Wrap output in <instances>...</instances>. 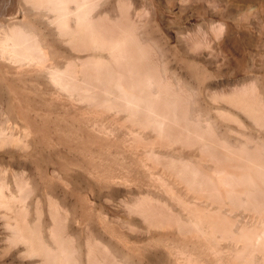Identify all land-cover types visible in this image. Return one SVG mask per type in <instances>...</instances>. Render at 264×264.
Returning <instances> with one entry per match:
<instances>
[{
	"label": "bare ground",
	"instance_id": "6f19581e",
	"mask_svg": "<svg viewBox=\"0 0 264 264\" xmlns=\"http://www.w3.org/2000/svg\"><path fill=\"white\" fill-rule=\"evenodd\" d=\"M109 1L115 16L103 11ZM135 5L0 0V82L10 100L0 158L46 150L57 159L43 194L1 159L0 263L135 264L157 252L167 264H264V88L192 86ZM212 21L215 44L226 29ZM76 178L88 193L70 207ZM95 191L116 211L96 208Z\"/></svg>",
	"mask_w": 264,
	"mask_h": 264
},
{
	"label": "rangeland",
	"instance_id": "374dc122",
	"mask_svg": "<svg viewBox=\"0 0 264 264\" xmlns=\"http://www.w3.org/2000/svg\"><path fill=\"white\" fill-rule=\"evenodd\" d=\"M132 1L134 2V4H136L135 6H136V8H138V10L146 9V10H144V11H146V13L144 12L145 13L144 16L149 21L148 32L150 31L149 34H150V36L155 38L156 43L161 42L158 45H160V47H162L161 49H162L163 53L166 51L164 53V56L166 57V59H168V63L170 65L169 67L171 68V70L173 72L175 70V72L178 73L177 74L178 76L180 75L181 77H183L187 81L194 79V80L189 82L190 84H192V86H194V87L196 85H197V87H203V86L205 87L206 86V87L210 88L211 90L213 89V91H215V90H220L222 88H226V87H230V86H231L230 88H232L236 85H239L238 83L241 84L245 81H252V80L255 81L256 80V82L262 88H264V0H215V4L213 3V0H209V1L208 0H201V3H200V0H199V2H198V0H132ZM111 2L110 1L107 2L105 4V6L103 7L104 10H103V8H102V10L108 11V12H110V14L112 16H115L118 14V10H117V7L115 6V3H111ZM184 3H185V5H184ZM200 4L202 6H199ZM182 6H185V9H183L184 7H182ZM213 6H214V8H213ZM143 7H145V8H143ZM179 9H181L182 11ZM206 9L208 10L207 12H206ZM148 10H150V12H148ZM192 10H194V11L192 12ZM151 11H152V13H151ZM195 11H196V13H195ZM197 12H198V14H197ZM204 12H206V13H204ZM215 12H216V14H215ZM230 13L233 15H231ZM203 14H204V16H203ZM199 15H202V16H199ZM202 17H203V19H202ZM228 17H230V19ZM210 20H213L212 21L213 23L216 22L215 24H219V25L224 24L223 25L224 30L226 29V31H227V32L226 31L224 32V34L222 35V38H220V40L218 42H216L215 44L213 42L214 39L212 40V34H211L212 23H209ZM205 23L207 24L206 26H205ZM207 34H210V35H207ZM210 39H211V41H210ZM164 40L167 43L166 46H164V44H165ZM189 40L194 41V42H198L201 44L202 48L199 50L198 53H192V52L188 51L189 49L187 47V44H188ZM182 42L183 43L185 42L186 44H181ZM210 42H212L214 44V45L212 44V47L217 46L216 48H218V49L214 48L216 51L214 54H210V50L208 48V46L211 44ZM183 45H184V47H187V48H183ZM218 45H220V46H218ZM225 48H228V51ZM184 49H186V50L184 51ZM222 50H224V51H222ZM225 50L227 52H225ZM226 53H228V54H226ZM195 56H196V58H195ZM223 57L226 58V60ZM199 58H201V59H199ZM228 61L232 62L231 64H232L233 68H231V65L229 64L230 62H228ZM236 63H238V64H236ZM235 65H237V66H235ZM239 66L240 67L243 66L242 68L245 71L244 72L242 71L243 73L241 72L240 74L233 75L232 77L229 76V77H231V78H229L227 74L232 73L234 70V67L237 68ZM201 69H202V73L200 72ZM203 69H204V71H203ZM230 69H232V70H230ZM229 70H230V72H228ZM197 71H198V74H196ZM208 74H210L211 76ZM221 74H223V75H221ZM206 75H208L210 78H208V76H206ZM222 76L224 77V79L221 78ZM225 77H227V78H225ZM202 82L204 85L203 84L199 85ZM4 87H5V85L1 84V82H0V109H1L0 113H3L8 109V105L10 102V100L7 99L9 92H8V90H6L7 88L6 87L4 88ZM7 92H8V94H7ZM30 102L32 105L35 104L34 100H32V99ZM32 102H34V103H32ZM209 103L210 102L208 101V104H207V100H206L204 104H205V106L207 105L206 108H208V106H209L208 109L210 110L211 109V103H210V105H209ZM2 107H3V109H2ZM209 116L210 117L213 116L212 112H211V114H209ZM232 126H235V125H232ZM38 153L39 154L35 155V157H37V158L33 157L34 156L33 155L32 157L28 158L26 161L15 160V159L12 161L11 158L6 155L3 158H0V162H2L4 160L3 163L6 162L4 164V165H6L7 161H8L7 166H9L11 164V166L14 170H15V168L16 169L18 168L17 171H20V170L21 171H27V173H29L28 175L31 178L33 177L32 178L33 183L35 185L38 183L36 185V187L38 188L39 194L40 193L43 194L45 187H46L45 182L46 181H47L46 183L49 182V177H48L49 172L57 165V161H56L57 159H56V155L54 157V154H51L49 151H46V150H41ZM1 159H3V160H1ZM5 159H6V161H5ZM13 162L15 163V167H13L14 166ZM37 165H38V168H36ZM23 168H25V170ZM47 169H49V170H47ZM41 172H43V173H41ZM46 174H48V175L45 176ZM44 176L47 177L48 179L42 180L43 178L45 179ZM75 180H74L75 181L74 182L75 183V185H74V187H75L74 192L75 193H73V195L70 194L67 197V201H66V203L67 202L69 203V204L67 203L69 206H70V204H72L70 207H73V205L76 204L77 201L78 202L83 201V199L80 200L79 195L81 193H82L81 196H84L88 193V188L86 185H84L85 183H83L81 180H79L77 178ZM42 181H45V182H42ZM39 184L41 185L40 190L38 187V186H40ZM43 185L45 186L44 189H42ZM48 185H50V183ZM51 186L52 187L54 186V188H52ZM51 186H50L51 188L47 189V192H49V193L53 192V193H56L57 195L62 197V194L60 193V190L57 188V186L56 185H51ZM55 186H56V188H55ZM54 189H56V190H54ZM96 192H97V194H96ZM78 193H79V195H78ZM94 194H95V197L99 198V200H98V198H95L96 200L94 199L95 204H96L95 205L96 208H98L100 203H101V204H103V205H101L102 210L104 209V211L106 213H109L110 211H112V212L116 211V205H115L116 203L111 204V205H106L102 201L103 197L99 196L100 193L98 191H95ZM75 195L76 196L78 195V197L76 198ZM72 196H73V199L71 198ZM100 197H102V199ZM71 201H73V202H71ZM77 204L78 205H76V206H79L80 202ZM74 207H75V205H74ZM101 207H99L98 209H100ZM13 256H15V255H12L11 257H9L8 261L6 259V260H4L6 262L1 261V263L3 262V264H20V261H18L16 257L13 258ZM144 256L145 257L142 258L141 261L139 262L140 264H167L165 258L160 253H157V252L152 253L151 252L147 255L145 254ZM139 263L137 260H135V264H139ZM26 264H28V262H26Z\"/></svg>",
	"mask_w": 264,
	"mask_h": 264
}]
</instances>
